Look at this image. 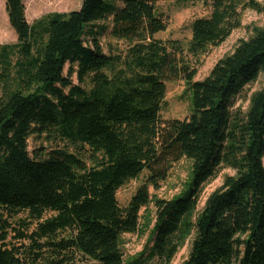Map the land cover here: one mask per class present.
<instances>
[{
  "label": "trees",
  "instance_id": "obj_1",
  "mask_svg": "<svg viewBox=\"0 0 264 264\" xmlns=\"http://www.w3.org/2000/svg\"><path fill=\"white\" fill-rule=\"evenodd\" d=\"M5 1L17 43L0 45V264H126L123 236L144 234L141 212L151 204L149 261L171 264L194 236L183 264H264V88L245 114L234 110L264 76V28L195 81L178 43L155 39L167 29L162 0H83L33 25L25 0ZM180 1L213 7L192 24L188 51L197 58L241 26V8L264 13L258 0ZM110 15L112 37L130 44L128 60L107 55L95 37L94 24ZM171 79L190 92L187 120L161 118ZM44 134L67 147L31 156L30 137ZM184 158L192 164L186 189L171 200L151 196L148 184L158 188ZM223 167L236 175L199 212L204 185ZM144 172L146 183L121 207L118 191Z\"/></svg>",
  "mask_w": 264,
  "mask_h": 264
},
{
  "label": "rangeland",
  "instance_id": "obj_2",
  "mask_svg": "<svg viewBox=\"0 0 264 264\" xmlns=\"http://www.w3.org/2000/svg\"><path fill=\"white\" fill-rule=\"evenodd\" d=\"M38 2V7L35 4ZM259 4L264 7V0H258ZM83 4V0H25L26 16L28 23L33 25L36 21L55 13H69L79 10ZM52 5L51 9H43ZM121 5V4H120ZM213 10L211 3L202 1H180V0H162L157 4V11L167 21L166 31L159 33L155 39L162 42H177L180 48V54L184 58L183 62L192 67H196L198 74L195 81L205 80L215 67V65L225 57L231 55L241 41H248L255 35L257 28H264V13L246 8L240 9L241 26L235 29L231 36L221 45L211 47L209 53L200 58L193 57L188 47L192 41V24L196 19L207 18ZM112 15L104 21L94 24L95 37L99 39L103 51L107 55L121 56L124 60H128L130 50L129 42L117 40L111 35ZM8 29L10 36L7 39H0V45L17 43V35L10 25L7 11L6 1L0 0V33ZM90 30V28H89ZM94 37L90 34L86 35V44H90ZM38 44H43V39L38 40ZM76 69V68H75ZM69 66L65 69L68 74ZM1 73V70H0ZM73 83L79 85L77 74L73 75ZM84 87V86H83ZM167 95L162 105L161 118L163 121L171 120H187L191 115V99L190 92L183 79L166 80ZM85 88H91L90 81L87 80ZM264 88V76H260L257 83L247 87L240 97L234 100V110H241L244 114L248 111L252 96ZM67 147V144L60 140L57 134L51 135H34L28 141V149L31 156L35 152L48 153L55 149ZM88 157V153H85ZM192 173L191 161L184 158L180 162L172 164L168 178L164 182H160L158 188L148 184L150 195L160 199L171 200L179 196L190 181ZM236 172L231 168L223 167L219 170L217 176L206 183L203 188L198 211H202L209 197L218 189H220L227 177H234ZM148 173L144 172L138 179L128 182L117 193V199L121 207H126L137 190L146 183ZM141 230H145L144 234H126L123 236V252L126 264L143 259L144 264H160L157 259L149 261L146 250L151 249L149 243L150 233L155 223V206L154 204L144 208L141 212ZM26 219V214L14 217L12 223L17 228V219ZM33 229V227H32ZM28 231V233H30ZM194 236H192L183 248L178 252L171 264H183L188 260ZM8 242L19 246L22 251L29 246L28 241L20 242L10 236ZM23 246V247H22ZM143 254V255H142Z\"/></svg>",
  "mask_w": 264,
  "mask_h": 264
}]
</instances>
